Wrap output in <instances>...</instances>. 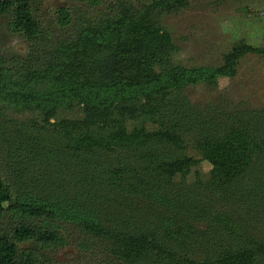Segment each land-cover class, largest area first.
Returning <instances> with one entry per match:
<instances>
[{"label": "trees", "instance_id": "obj_1", "mask_svg": "<svg viewBox=\"0 0 264 264\" xmlns=\"http://www.w3.org/2000/svg\"><path fill=\"white\" fill-rule=\"evenodd\" d=\"M36 1L0 0V20L9 16L11 30L32 51L18 59L23 82L11 81L10 68L0 73V104L35 106L46 122L57 118L72 131L108 129L109 136H85L61 154L32 138L38 120L12 127L0 110V264H56L45 249L65 242V223L114 232L132 264H264V239L215 201L244 203L247 215L264 212V113L244 118L182 101L185 88L216 85L232 65L157 62L170 44L157 19L190 0L122 1L107 24L88 25L68 42L36 16ZM58 13L62 25L73 20L70 8ZM236 50L258 51L246 44ZM44 79L54 85L26 91ZM67 109L74 115H58ZM122 115L145 120V127L129 135L116 129ZM191 144L213 164L210 177L195 184L186 180L196 163Z\"/></svg>", "mask_w": 264, "mask_h": 264}, {"label": "rangeland", "instance_id": "obj_2", "mask_svg": "<svg viewBox=\"0 0 264 264\" xmlns=\"http://www.w3.org/2000/svg\"><path fill=\"white\" fill-rule=\"evenodd\" d=\"M122 1L136 0H37L34 8L36 16L53 36L68 42L88 25L99 28L101 23L107 24ZM61 7L70 8L73 14L69 25L58 22V10ZM10 20L9 16H3L0 20V73L4 74V69L10 68L8 76L11 81L23 82L27 73L19 66L18 61L20 58L27 60L32 56L31 45L25 36L11 30ZM157 21L162 32H167L170 37L167 48L163 47L157 54L158 63L186 67L232 65L234 70L229 75L221 76L216 85L198 83L188 86L181 98L183 102L190 103L197 109L217 108L222 113L234 116L240 111L244 118L248 114L254 116L256 111L264 113V0H190L187 6L172 11ZM244 44L261 52L247 51L237 55V47ZM36 84H41L36 88L41 87V91H46L49 86L54 85V81L44 79L34 82L26 91H31ZM12 89L9 85L6 90ZM178 105L186 104L178 102ZM0 110L1 119L12 127H18L23 121L30 123L38 120L40 124L33 126L35 128L32 130V138L37 143L43 141L47 149L61 154L68 152L71 147L76 149L85 136H94L97 141H106L105 138L109 136L108 129L72 131L65 128L57 118L46 122L43 111L35 106L1 103ZM58 115L69 118L74 115V111H59ZM261 117L264 119V115L261 114ZM145 123V120L122 115L116 117L113 124L116 129L124 130L129 135L137 128L145 127ZM147 126L151 127L149 123ZM129 143V148L134 149L135 145L131 140ZM189 153L196 163L186 177L187 182L195 184L200 180L199 177L205 181L211 175L213 164L203 158L201 152L192 144ZM132 154L136 158L138 153L133 151ZM56 170L57 167L53 164V173ZM54 196L62 199L57 193ZM208 198L203 199L207 201ZM215 201L222 210H226L232 220L245 226L249 232L257 234V238L264 239V212L253 210L247 215L248 208L244 203L238 204L235 200L225 198H216ZM73 224L65 223V242L45 249L47 257L54 263L132 264L127 259V253L122 254L120 240L114 236V232L86 231L79 224ZM26 246L28 244L22 245ZM192 250L191 247L188 252ZM197 255L204 257V253ZM139 263L144 264V260Z\"/></svg>", "mask_w": 264, "mask_h": 264}]
</instances>
